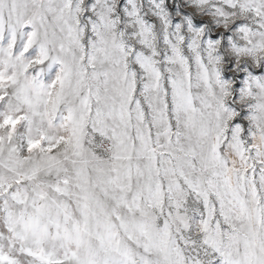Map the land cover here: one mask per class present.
<instances>
[{
  "label": "snow or ice",
  "instance_id": "6c2138e0",
  "mask_svg": "<svg viewBox=\"0 0 264 264\" xmlns=\"http://www.w3.org/2000/svg\"><path fill=\"white\" fill-rule=\"evenodd\" d=\"M0 264H264V0H0Z\"/></svg>",
  "mask_w": 264,
  "mask_h": 264
}]
</instances>
